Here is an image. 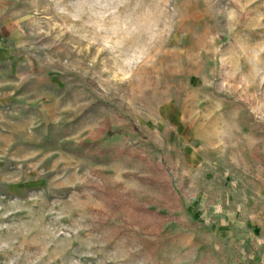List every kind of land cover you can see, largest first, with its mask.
Instances as JSON below:
<instances>
[{"label":"rangeland","instance_id":"obj_1","mask_svg":"<svg viewBox=\"0 0 264 264\" xmlns=\"http://www.w3.org/2000/svg\"><path fill=\"white\" fill-rule=\"evenodd\" d=\"M0 264H264V0H0Z\"/></svg>","mask_w":264,"mask_h":264}]
</instances>
